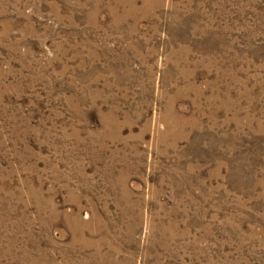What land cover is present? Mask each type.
Segmentation results:
<instances>
[{"label":"rangeland","instance_id":"374dc122","mask_svg":"<svg viewBox=\"0 0 264 264\" xmlns=\"http://www.w3.org/2000/svg\"><path fill=\"white\" fill-rule=\"evenodd\" d=\"M0 264H264V0H0Z\"/></svg>","mask_w":264,"mask_h":264}]
</instances>
